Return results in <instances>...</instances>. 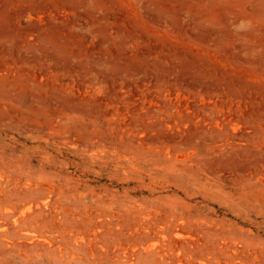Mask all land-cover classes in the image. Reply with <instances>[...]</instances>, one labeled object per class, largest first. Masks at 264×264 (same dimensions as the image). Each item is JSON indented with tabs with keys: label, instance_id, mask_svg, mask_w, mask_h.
I'll use <instances>...</instances> for the list:
<instances>
[{
	"label": "rangeland",
	"instance_id": "obj_1",
	"mask_svg": "<svg viewBox=\"0 0 264 264\" xmlns=\"http://www.w3.org/2000/svg\"><path fill=\"white\" fill-rule=\"evenodd\" d=\"M0 264H264V0H0Z\"/></svg>",
	"mask_w": 264,
	"mask_h": 264
},
{
	"label": "trees",
	"instance_id": "obj_2",
	"mask_svg": "<svg viewBox=\"0 0 264 264\" xmlns=\"http://www.w3.org/2000/svg\"><path fill=\"white\" fill-rule=\"evenodd\" d=\"M218 212H219L220 215H222V211L221 210H219Z\"/></svg>",
	"mask_w": 264,
	"mask_h": 264
}]
</instances>
